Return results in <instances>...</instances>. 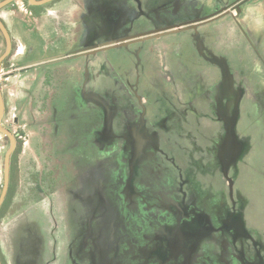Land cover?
Returning a JSON list of instances; mask_svg holds the SVG:
<instances>
[{
	"label": "rangeland",
	"instance_id": "rangeland-1",
	"mask_svg": "<svg viewBox=\"0 0 264 264\" xmlns=\"http://www.w3.org/2000/svg\"><path fill=\"white\" fill-rule=\"evenodd\" d=\"M234 1L57 0L50 5L72 16V26L58 22L63 33L54 30L49 36L45 30L46 34L35 35V28L25 31L24 26L14 32L9 26L15 50L4 65L2 123L16 135L17 148L12 158L11 190L0 212V248L6 264H11L7 247H11L13 237L16 264H89L90 257L92 264H186V260L189 264H233L237 253L225 247L222 231L210 233L207 222L198 234L211 236L201 242L196 255L187 247L202 237L177 233L182 221L178 217L182 197L176 195L180 183L187 200L210 216L217 227L216 218L226 216L232 206L227 174L234 181L235 200L244 223L256 233L250 248L264 252V0H245L242 13L226 5ZM23 2L17 0L14 7L23 6ZM227 9L231 12L196 29L134 43L159 28ZM47 11L58 14L51 7ZM22 43L27 53L18 56ZM104 44L110 45L108 50ZM86 46L91 47L85 50L88 55H78ZM5 50L0 34V56ZM42 58H47L40 61L43 65H17ZM59 58L63 59L46 62ZM210 65L213 70H206ZM192 68L201 70L190 75ZM175 71L180 72L179 86L161 89L160 96L157 88L140 96L149 100L158 97L169 109L164 127L171 123L172 132H163L158 141L164 148L163 142L170 144L169 136L176 134L173 138L182 154L178 155L177 145H168L169 156L175 163L178 160L176 166L181 169L164 161L161 151L150 150L156 157L148 175L142 164L143 172L137 179L141 180L133 195L131 191L136 200L132 203L127 168L113 163L115 146L125 145L124 140L132 142L128 136L121 142L113 135V127L128 126L135 111L125 85L143 73V81L154 79L161 85L163 80L171 81ZM209 77L219 82L211 88L216 93L214 103L208 104L216 106L214 117L222 113L226 121L231 119L234 137L224 142L222 150H228L227 157L235 164L228 163L227 157L220 161V153L211 152L215 132L209 131L215 122L201 120L189 105L201 106L196 101L201 99V91V103L206 102ZM194 80L199 81L192 86ZM165 89L168 91L163 93ZM225 95L229 103L217 104ZM180 102L181 113L176 106ZM142 105L141 119L142 115L146 118L147 108H152L151 102ZM175 128L183 129L186 136H178ZM193 131L200 139L198 145ZM234 141H238L236 148L229 150ZM10 145L0 131V195ZM99 187L105 189V199L98 193ZM135 220V227L126 224ZM232 232H238L237 228ZM178 235L185 238L181 237L180 247L175 246ZM240 243L238 240L237 245ZM240 257L246 264H261L251 249Z\"/></svg>",
	"mask_w": 264,
	"mask_h": 264
},
{
	"label": "flooded vegetation",
	"instance_id": "flooded-vegetation-1",
	"mask_svg": "<svg viewBox=\"0 0 264 264\" xmlns=\"http://www.w3.org/2000/svg\"><path fill=\"white\" fill-rule=\"evenodd\" d=\"M4 1H6V0H1L0 3L4 2ZM16 1L17 0H12L11 2H9V3H7V4H5V5L0 7V20L3 22L4 26L6 27L8 33L10 34V38H11V41H12L11 51L2 60L1 66H0V83H1V87H2V81L4 80L3 76L5 74V72H4L5 62L10 57V55L12 54V51L15 50L14 38H12V34L10 32L9 26L14 30V32L19 31L18 29L22 30L24 28V26H27L25 28L26 30L24 29L25 31H30L33 28H35L36 29L35 30V33H36L35 35H37V33H39V32L41 34L42 33L46 34L44 31L47 30V32L51 33L49 36H52V33H54L53 32L54 30H58L59 33H63L64 32L63 26H59L58 22H63L64 21V23L66 25L68 24V27L70 25L72 26V24H73L72 20H70V18H72V16H70L66 12L64 13V11H62V10H58V8H55L54 5H50V3H52L53 1H57V0H50V1H47L45 3H39V4L38 3H33L31 0H26V1L24 0L23 6L14 7V6H16ZM36 1H41V0H36ZM244 1L245 0H236V1H234L232 3H229V4H226V5H232L237 10H239L241 12V11H243L242 10V4L244 3ZM236 3H238V4H236ZM47 7H51L52 9H54L55 12H58V14L57 13L56 14L49 13V11H47ZM44 9H46V12H44ZM230 12H231L230 9H227L226 11H218L216 14L211 15L209 17L199 18V19H196V20H193V21L190 20V21H187V22H182V23H180L178 25H172V26H169V27L159 28L157 30H154L150 34H146V35L142 34V35H145V36L139 37L138 39L134 40L135 41L134 43H141V42L152 40V39L159 40V39H162L164 36H167L168 34H173V35L175 34L176 35V34H179V33L183 32V31H186L188 29H196L199 26H203L205 24H208L211 21H213L215 19H219L220 17H222V16H224V15L230 13ZM29 14H30V16H29ZM44 18H46V19H44ZM179 26H181V27H179ZM204 29H206V28H204ZM206 30L210 31V32L212 31L209 28H207ZM0 34H1V36H3V38H4L5 42H6V50L0 56V59H1L4 56V54L6 53L7 49H8V40H7V37H6L3 29L1 28V26H0ZM40 35H38V36H40ZM139 36H141V35H139ZM82 38H84V37H82ZM121 39H123V38H121ZM19 40H20V38H19ZM119 44H121V43H119ZM104 45H106V47H104V48H106V50H108V47L110 45L109 44H104ZM116 45H118V44H116ZM94 47H96V46H94ZM87 48H91V47L86 46V48L78 50V52H79L78 55L87 56L88 53H89V52L85 51ZM30 50L31 51H30L29 54L31 56H33L34 53H35V50H34V48H31ZM26 53H27V50H26L25 45L23 44V49L18 52V56L19 55H25ZM31 58H33V57H31ZM45 59H47V58L34 59V60H31V61L23 63V64H19L18 63L17 65H19V66L22 65V66H24L26 68L27 67L30 68L33 65L34 66H36V65L39 66V65L45 64V63L40 62V61H43ZM62 59L63 58L52 59V60L46 61V62H48V63L50 62L51 63L53 61L62 60ZM212 67L213 66L210 65V67H208L206 70L212 71L213 70ZM167 68L171 69L172 67L171 66L170 67L167 66ZM200 70L201 69L198 68L196 71H200ZM196 71L193 68L190 69L189 70L190 75H193V74L196 75V73H194ZM179 73H180L179 71H175V75L173 76L174 80L173 79H171V81L163 80V84H161V85L158 84V83H155L154 79H152V80L150 79V81L146 79V81H143V78L146 76L145 73L139 75V78H137L135 76L134 78L128 80V84L125 85L127 90L129 89V93L131 94V96H130L131 97V101H133L131 105H132V108L135 109V111H134V114L131 116V120H132L131 123L129 125L127 124L128 126L117 127L116 129H115V127H113V135L115 136V138L116 137H120L121 139H117V140H120L121 142H122V137L128 136L131 139L132 142L129 143L128 141L123 139L124 142H125V145H119L117 147L115 146V151L116 152H115L114 156L115 155L116 156H115V161L113 163H114V165L116 164L115 165L116 167L118 165L125 164V166L127 168V175H128L127 183L130 186V188H131L128 193H130L129 196H130V200H131L132 203H136L135 202L136 200L133 198V196H131V191H132V195H133L134 194L133 191L137 188L138 181L141 180V179H139V180H137V179L141 175V173L143 172V169H142L143 165L142 164H144L146 166L145 171H146V175H148V173L150 172L149 165L151 164V161L153 159H155V157H156L155 155L151 154L150 150L154 149L156 152L157 151H161L163 153V155H164V161L166 159L167 162L168 163L171 162L172 165H174L177 170L181 169L180 167L176 166V163L178 162V160L176 159L177 161L175 163V161H174L175 159H172L169 156V153H170L169 149L170 148L168 147V145L169 146L170 145L171 146L177 145L176 142L174 141V138H173V136L176 135V134H173V135L171 134L172 136L171 135L169 136V141H171L170 144H166V143L163 142V144L166 146V147L164 146V148L161 147L162 146L161 145L162 142L158 141V139L160 138V134H162L163 132L166 133V134H167V131L168 132L169 131L172 132V130H170L171 129V127H170L171 123L169 124L168 128L164 127V122L169 118V116L167 115V110H169V109H166L164 107V103L165 102L161 101V99L158 98V97H157V99H152V96H151V99L149 100V98H147L145 96H142V97L140 96V95H142V92H151L153 89L155 91L156 88H157V94L160 96V93L162 91L161 89H164V88L173 89L172 86H179L180 83H181V82L180 83L178 82V80H181ZM210 75H211V72H209V76ZM169 76L170 75H167V78H169ZM152 77H154L153 73H152ZM212 78L213 77H209V80H208V78H205L206 81L208 80V82H206L205 89H207L206 94L208 93L207 94L208 98H211L212 100H215L214 96H215L216 93L214 94V90L211 89V88H214L215 85L216 86L219 85L218 84L219 82L216 84L215 80L212 79ZM136 79H138V81ZM195 81H199V80H194V81L190 82V84L192 86H194L195 85L194 84ZM120 83H122V82H120ZM167 85H168V87H167ZM229 87L230 86H227V88H229ZM203 88H204V86H203ZM166 91H168V90L165 89L163 91V93H165ZM226 91L229 94L233 93V90H231V89H227ZM2 93H3V89H2ZM173 93L176 94L175 91ZM3 97H4V94H3ZM174 97L175 96H173V98ZM227 98H228V96L226 97V95H225L221 99L219 98V102H218V99H217V102H218L217 104L220 105V103H223V104L226 103V102L229 103ZM138 99L142 103H140L138 101ZM234 101H236V100H234ZM149 102H151L152 108H150V106H149V108H147L146 118H144V116L142 115L143 119H141V117H140L141 114L140 113H141V110H142V106H144L142 104H148ZM4 103H5V99H4ZM189 105H192L191 107L193 108V110L194 111L196 110V112H198V117L200 119H201V117H208L209 120H213L216 124L218 123L220 125L218 127L216 126V127L210 128L211 132H213V133L215 132L214 133L215 135L211 139V145H210L209 149L211 150V152H214V153L215 152L216 153L219 152L220 153V155H219L220 156L219 157L220 161H221V159L225 160L226 159L225 157H227L228 150L227 151H223L222 150L223 149L222 146L224 145V142H226L227 139L230 138V140L232 141V139L234 137L233 133L231 132V129H230L231 124H232V123H230L231 119L226 121V119L222 115V113H221V115L219 117H214V113H215V109H216V106H214V105H213L214 110H211V111H203V110L200 111V109L198 107L194 106L192 104V102ZM176 106L179 109L178 112H180L182 110V109H180V107H182V102H180V105L176 104ZM219 109L221 110L220 107H219ZM4 114H5V111H4ZM3 117H4V115H3ZM2 120H3V118H2ZM222 120H224L225 122L222 121ZM225 124H226V126H225ZM2 125H3V123H2ZM222 126L226 129V131H225V133H223L221 135L220 134L221 133L220 130L222 129ZM132 128L134 130L133 133H131V131H129ZM174 130L177 131L178 136H182V138L184 136H186V133L185 134L181 133L183 131V129H182V131H181V128H175ZM13 134H14V132H13ZM15 137H16V135H15ZM9 140H10V138H9ZM16 140H17V138H16ZM151 142H153V143H151ZM10 143H11V140H10ZM237 143H238V141H236V142L234 141V146H230L228 149L230 150V148H231V149L234 150L236 148L235 146H236ZM195 145H198V142L197 143L195 142ZM16 148H17V145H16ZM177 150H178V152H177L178 155L181 156L182 153L180 152V150H181L180 149V145L179 146L177 145ZM158 154H159V152H158ZM118 156H122V158L120 159V158H118ZM146 156H148V157L146 158ZM160 156H162V155H160ZM12 158H13V154H12ZM12 158H11V179H10V185H9V190H8L7 196L10 193L11 183H12V161H13ZM104 159H105V156H104ZM227 162L231 163V164L232 163L235 164L234 160L231 161V157L230 156L227 157ZM100 164H101V161H100ZM4 172H5V170H4ZM225 177H227L228 180H229V196H230V199L232 201V206H231V208H229L227 213H225L226 216L225 215L224 216L221 215V216H218L217 218L215 216V218L219 222V224H218L219 226H217V227L214 226L210 216L208 217L205 212H203L202 210L198 209L195 204L193 205V202H190V201L187 200V198L189 196H188L187 192H185L186 190L184 189L183 185H181V183H180V191H178L176 193V195H178L179 197H182V199H181L182 202H181V204H179V216H178V217L181 216L180 219H182V221L179 220V218H178V220H179V223H178L179 228L177 229L178 230L177 233H179V234L182 233L185 237L194 235L192 233H196L197 236H201L202 237V238L198 239L197 242H194V245L192 247L191 246L187 247V251H189V250L193 251L194 250L192 253L194 255H196L198 248L202 246L201 242L211 236V235L210 236L206 235L205 237H203L202 236L203 233L201 235H200V233L198 234L199 228L203 229L204 226L202 224L203 223L206 224V222H207V224L211 226L210 233H212V235H213V233H218V231L219 232L222 231L221 233H223L222 235L225 237V240L223 242V243H225V247L227 248L228 246H230L232 248V250L237 253L235 258H234L235 259V263L237 262L236 264H246V262H244L245 261L244 257H243V259L240 257V253L245 252V255H246V252L249 249L255 251V256L257 258L259 257V260L261 261V264H264V260H262V258H261V257L264 256L263 255L264 252L259 250V249L256 250V249L250 248L249 242L252 241V243H254L253 236H255L254 234H256V233L251 228H249V226L247 227L245 225V223H244V219L242 217V214L240 213L241 211L238 208L237 202L235 200L234 181H233V179H232L230 174H228V176L225 175ZM117 178H118V181L122 180L121 176H117ZM4 179H5V173H4ZM230 179L233 181L232 187H231ZM54 180L57 182V179H54ZM187 184H188V180H186V178H184V185L187 186V188H188ZM101 187H106V186L101 184ZM101 187H99L98 193H101V195H100L101 198L105 199V194H104L105 193V189L102 188V190H101ZM7 196H6V199H7ZM6 199H5V201H6ZM234 200H235V202H234ZM5 201H4V203H5ZM4 203H3V205H4ZM3 205L0 207V212L5 207V206L3 207ZM239 207H241V206H239ZM147 211H148V214L151 213V211L149 212V208H148ZM201 216L205 217V219H203ZM91 218H92V215H90V220H91ZM236 218H239L240 222H235ZM202 221H204V222H202ZM135 222L136 223H134V224L133 223H126V224L128 226H130V227H132V226L135 227L137 225V221L135 220ZM124 224L125 223H123V225ZM123 225H122V227H123ZM220 227H222V229H220ZM233 228H237L238 232H232ZM178 236H179L178 237L179 240H178V242H175V243H177L175 245L176 247H178V246L180 247L181 237L184 238V236H182V235H178ZM119 237H120V239L122 238V231L119 234ZM238 240L241 241L240 245H237V241ZM194 246H196L195 249H194ZM260 248H262V247H260ZM0 257H1V260H2V264H6L5 258H4L3 254H2L1 248H0ZM193 258H194V256L190 257L191 262L193 261ZM92 262H93V260L90 257L89 264H92ZM96 262H97V260H96ZM181 263H183V262H181ZM235 263H233V264H235ZM247 263H249V262H247ZM186 264H189V260H186Z\"/></svg>",
	"mask_w": 264,
	"mask_h": 264
},
{
	"label": "water",
	"instance_id": "water-1",
	"mask_svg": "<svg viewBox=\"0 0 264 264\" xmlns=\"http://www.w3.org/2000/svg\"><path fill=\"white\" fill-rule=\"evenodd\" d=\"M12 0H6L2 3H0V7L11 2ZM33 3H45L47 1L50 0H41V1H36V0H31ZM0 26L3 29L7 40H8V49L6 51V53L4 54V56L0 59V66H1V62L2 60L10 53L11 48H12V41L10 38V34L8 33L6 27L4 26L3 22L0 20ZM181 27V26H179ZM120 45V44H118ZM4 111H5V103H4V97H3V93H2V87H1V83H0V131L3 132L6 136H8L11 140V146L8 150V152L6 153V157H5V179H4V186H3V190H2V194L0 196V207L3 205L8 190H9V185H10V179H11V158H12V154L14 152V150L16 149V145H17V140L15 135L13 134L12 131L6 129L3 127L2 125V118L4 115ZM228 176V174H227ZM230 183H231V187L233 185V181L230 179ZM0 264H2V260L0 257Z\"/></svg>",
	"mask_w": 264,
	"mask_h": 264
},
{
	"label": "crops",
	"instance_id": "crops-1",
	"mask_svg": "<svg viewBox=\"0 0 264 264\" xmlns=\"http://www.w3.org/2000/svg\"><path fill=\"white\" fill-rule=\"evenodd\" d=\"M203 81H201L200 82V89L201 90H203L202 88H203V83H202ZM199 95H201V99L200 100H197V98H196V101H198L200 104H201V106H198V108H200V111L201 110H203V111H211V110H214V108H213V105L212 106H209L208 104L209 103H211V104H213L214 103V101L211 99V98H207L206 99V102H204V103H201L202 102V98H203V92L201 91L200 92V94ZM203 104H205V107L203 106ZM197 107V106H196ZM207 119V120H209L208 119V117H201V120L202 119ZM218 124V123H217ZM216 123H215V126L214 127H218L219 125H217ZM212 128V127H211ZM225 131H226V129L222 126V129L220 130V134L222 135L223 133H225ZM197 132V131H196ZM196 132L195 131H193V135L194 136H197L196 135ZM202 131H200V133H201ZM209 132H211V130L209 131ZM203 133V132H202ZM197 139V142H198V140H200L199 138H196ZM199 144V143H198ZM91 166V165H90ZM97 167H100V161L98 162V164H97ZM99 171V170H98ZM100 172L101 171H99V174H100ZM86 175V174H85ZM87 175H91V171H90V173H88ZM100 177V176H99ZM1 223H2V221L0 220V227H1ZM15 226H17V224L15 223ZM16 228V227H15ZM15 232H16V229H15ZM14 236H15V233H14ZM13 239H14V237H13ZM13 239H12V244H10L11 245V247L10 248H8L7 247V250H10L9 251V262L11 263V264H16V258H14V255H15V253H16V249H15V246H14V244H13ZM2 254H3V252H2ZM17 254V253H16Z\"/></svg>",
	"mask_w": 264,
	"mask_h": 264
},
{
	"label": "trees",
	"instance_id": "trees-1",
	"mask_svg": "<svg viewBox=\"0 0 264 264\" xmlns=\"http://www.w3.org/2000/svg\"><path fill=\"white\" fill-rule=\"evenodd\" d=\"M8 197H9V194H8V196H7V199H8ZM7 199H6V201H5L4 205H3V207L6 205Z\"/></svg>",
	"mask_w": 264,
	"mask_h": 264
}]
</instances>
